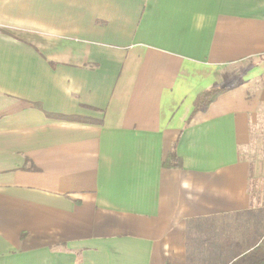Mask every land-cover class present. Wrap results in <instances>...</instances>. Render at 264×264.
Segmentation results:
<instances>
[{
	"label": "crops",
	"instance_id": "crops-1",
	"mask_svg": "<svg viewBox=\"0 0 264 264\" xmlns=\"http://www.w3.org/2000/svg\"><path fill=\"white\" fill-rule=\"evenodd\" d=\"M263 125L264 0H0V264H264Z\"/></svg>",
	"mask_w": 264,
	"mask_h": 264
},
{
	"label": "trees",
	"instance_id": "trees-1",
	"mask_svg": "<svg viewBox=\"0 0 264 264\" xmlns=\"http://www.w3.org/2000/svg\"><path fill=\"white\" fill-rule=\"evenodd\" d=\"M225 90L224 86H213L211 88L205 89L194 99L193 102V111L191 115H194L197 111L205 109L209 104H211L214 99L217 98L223 91ZM175 151L174 148L169 152L167 159H178L175 157ZM173 166H178V164H173Z\"/></svg>",
	"mask_w": 264,
	"mask_h": 264
},
{
	"label": "rangeland",
	"instance_id": "rangeland-1",
	"mask_svg": "<svg viewBox=\"0 0 264 264\" xmlns=\"http://www.w3.org/2000/svg\"><path fill=\"white\" fill-rule=\"evenodd\" d=\"M259 135V143L257 144L258 146V151L254 152L253 156H263V163H264V125L261 128V131L258 133Z\"/></svg>",
	"mask_w": 264,
	"mask_h": 264
}]
</instances>
